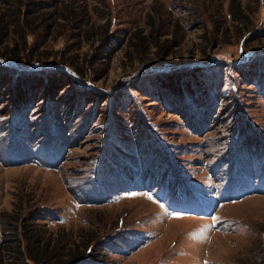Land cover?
Instances as JSON below:
<instances>
[{
    "label": "rangeland",
    "instance_id": "obj_1",
    "mask_svg": "<svg viewBox=\"0 0 264 264\" xmlns=\"http://www.w3.org/2000/svg\"><path fill=\"white\" fill-rule=\"evenodd\" d=\"M0 29V245L264 264V0H0Z\"/></svg>",
    "mask_w": 264,
    "mask_h": 264
},
{
    "label": "trees",
    "instance_id": "obj_2",
    "mask_svg": "<svg viewBox=\"0 0 264 264\" xmlns=\"http://www.w3.org/2000/svg\"><path fill=\"white\" fill-rule=\"evenodd\" d=\"M233 7L231 14L234 16L237 8L234 10ZM238 12L243 14L242 9ZM1 29L0 39L4 32ZM138 36L140 38L139 33ZM38 220L27 219L15 228L11 226L14 230L12 235L0 245L1 264H85L83 260L87 256L81 253V245L68 247L64 234L56 238L52 233L46 236L48 231L37 224Z\"/></svg>",
    "mask_w": 264,
    "mask_h": 264
}]
</instances>
